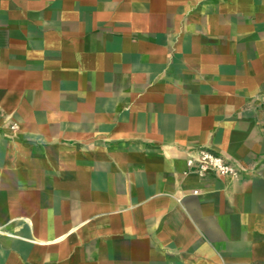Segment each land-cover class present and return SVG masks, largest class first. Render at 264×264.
<instances>
[{
  "label": "crops",
  "instance_id": "crops-1",
  "mask_svg": "<svg viewBox=\"0 0 264 264\" xmlns=\"http://www.w3.org/2000/svg\"><path fill=\"white\" fill-rule=\"evenodd\" d=\"M263 103L264 0H0V264H264Z\"/></svg>",
  "mask_w": 264,
  "mask_h": 264
},
{
  "label": "built area",
  "instance_id": "built-area-1",
  "mask_svg": "<svg viewBox=\"0 0 264 264\" xmlns=\"http://www.w3.org/2000/svg\"><path fill=\"white\" fill-rule=\"evenodd\" d=\"M189 165L196 167L201 175L210 171H215L222 175H236L239 171L231 160L206 148L201 149L196 158H191Z\"/></svg>",
  "mask_w": 264,
  "mask_h": 264
},
{
  "label": "rangeland",
  "instance_id": "rangeland-1",
  "mask_svg": "<svg viewBox=\"0 0 264 264\" xmlns=\"http://www.w3.org/2000/svg\"><path fill=\"white\" fill-rule=\"evenodd\" d=\"M263 107H262V109H263V111H264V103H263V105H262Z\"/></svg>",
  "mask_w": 264,
  "mask_h": 264
}]
</instances>
